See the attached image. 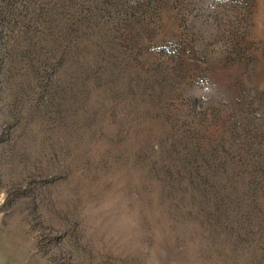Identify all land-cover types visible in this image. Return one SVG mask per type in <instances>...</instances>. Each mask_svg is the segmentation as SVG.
<instances>
[{
	"label": "rangeland",
	"instance_id": "1",
	"mask_svg": "<svg viewBox=\"0 0 264 264\" xmlns=\"http://www.w3.org/2000/svg\"><path fill=\"white\" fill-rule=\"evenodd\" d=\"M0 264H264V0H0Z\"/></svg>",
	"mask_w": 264,
	"mask_h": 264
}]
</instances>
